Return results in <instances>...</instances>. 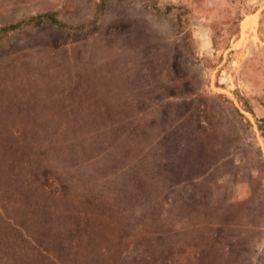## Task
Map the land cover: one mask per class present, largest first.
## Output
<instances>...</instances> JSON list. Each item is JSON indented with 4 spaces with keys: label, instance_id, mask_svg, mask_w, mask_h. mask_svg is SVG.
<instances>
[{
    "label": "rangeland",
    "instance_id": "obj_1",
    "mask_svg": "<svg viewBox=\"0 0 264 264\" xmlns=\"http://www.w3.org/2000/svg\"><path fill=\"white\" fill-rule=\"evenodd\" d=\"M14 23L0 264H264V0H0Z\"/></svg>",
    "mask_w": 264,
    "mask_h": 264
},
{
    "label": "trees",
    "instance_id": "obj_2",
    "mask_svg": "<svg viewBox=\"0 0 264 264\" xmlns=\"http://www.w3.org/2000/svg\"><path fill=\"white\" fill-rule=\"evenodd\" d=\"M29 21H31L34 25L40 24L43 20H47L50 24L56 25V26H64L63 23L58 21L52 13L49 12H42V13H37L35 15L29 16L28 18ZM17 23L14 24H9L7 26H1L0 27V38L2 35H4L8 30L15 28Z\"/></svg>",
    "mask_w": 264,
    "mask_h": 264
}]
</instances>
